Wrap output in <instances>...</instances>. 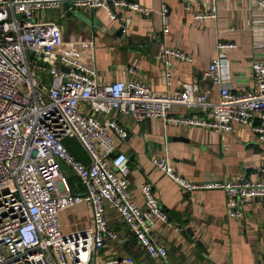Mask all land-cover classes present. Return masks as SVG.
<instances>
[{
	"label": "built area",
	"instance_id": "2783aa9c",
	"mask_svg": "<svg viewBox=\"0 0 264 264\" xmlns=\"http://www.w3.org/2000/svg\"><path fill=\"white\" fill-rule=\"evenodd\" d=\"M235 1H247L264 17V0ZM210 4V11L197 14V19L217 18L216 0ZM62 7L67 12L103 9L114 21L118 9L146 18L151 15L136 0H0V264H92L107 240L119 239L108 225L107 206L129 226L147 255L161 263L168 258V250L152 238L151 231L158 222L173 228L171 219L151 184L141 186L144 208L131 197L129 158L116 145L129 132L116 119L102 117L117 112L137 122L162 119L222 137L231 134L235 125H243L264 143V61L252 65L254 89L234 93L224 85V64L227 51L236 45L219 42L217 55L202 78L220 86L216 103L197 83L184 84L168 95L155 93L139 80L102 85L92 60L59 50L53 25L34 21L37 14ZM162 9L164 32L169 33L168 9L165 5ZM158 59L168 84L175 61L193 62L190 55L170 47ZM139 68L135 64L129 71L136 74ZM38 71L45 72L48 81ZM67 139L83 147L90 165L69 152L64 145ZM61 163L72 169L84 194L72 193ZM152 163L185 192L223 191L231 219H243L251 201L264 199V168L255 181L195 183L178 174L165 158L154 157ZM10 181L15 192H4ZM85 203L91 208V226L65 232L61 214ZM131 263L128 259L109 264Z\"/></svg>",
	"mask_w": 264,
	"mask_h": 264
},
{
	"label": "crops",
	"instance_id": "0c3cea01",
	"mask_svg": "<svg viewBox=\"0 0 264 264\" xmlns=\"http://www.w3.org/2000/svg\"><path fill=\"white\" fill-rule=\"evenodd\" d=\"M136 1L151 12L150 17L118 9L114 21L103 9L67 12L62 7L37 14L34 19L39 24L53 25L59 50L92 60L102 85L139 80L155 93L168 95L181 90L184 84L197 83L200 91L208 92V99L216 103L220 86L202 78L217 55L218 43L224 42L236 45L227 51L224 85L234 93L254 89L252 65L256 60L264 61V35H258L264 33V17L247 1L216 0V19L196 18L210 11V0ZM164 5L168 9L169 33L164 32ZM123 28L126 33L121 35ZM167 47L193 57L191 63L174 62L170 84L158 59ZM135 64L140 68L132 74L129 68ZM85 110L90 111L87 107ZM102 119H116L129 132L128 138L116 142L117 151L129 158V194L144 208L141 186L151 184L173 228L162 222L152 228V238L168 250V258L158 263L147 255L118 213L107 206L108 225L119 239L107 240L92 264L128 259L131 264H264V199L251 201L243 219H231L223 191L185 192L152 163L154 157L165 158L178 174L195 183L255 181L264 168V143L249 128L235 125L231 134L222 137L202 128L166 124L162 119L137 122L117 112ZM68 144L77 160L90 165L89 156H84L78 145L73 141ZM70 186L73 194L85 193L75 175ZM61 221L67 233L85 230L92 224L91 208L85 203L65 210ZM177 227L181 228L179 233Z\"/></svg>",
	"mask_w": 264,
	"mask_h": 264
},
{
	"label": "rangeland",
	"instance_id": "374dc122",
	"mask_svg": "<svg viewBox=\"0 0 264 264\" xmlns=\"http://www.w3.org/2000/svg\"><path fill=\"white\" fill-rule=\"evenodd\" d=\"M34 21H35V19H34ZM38 75L41 76L43 80L48 81V75L45 72L38 71ZM89 113H90V111H89ZM71 141H73L76 144V147L78 145V150L82 151L84 156L88 155L87 152L85 150H83V148L78 144V142H76V140L67 139L64 141V145L67 148H69L68 143H71ZM61 169H62V172L64 173L65 177L68 179L69 183L72 184V177L75 175L74 172L72 171V169L69 166L65 165L64 163H61ZM4 192H15L14 188L12 187V181H10L9 185L4 189Z\"/></svg>",
	"mask_w": 264,
	"mask_h": 264
},
{
	"label": "water",
	"instance_id": "95a60500",
	"mask_svg": "<svg viewBox=\"0 0 264 264\" xmlns=\"http://www.w3.org/2000/svg\"><path fill=\"white\" fill-rule=\"evenodd\" d=\"M123 30H124V28H123ZM123 30H122V32H121V35H123V34H124ZM63 70H64V69H63ZM186 264H187V263H186Z\"/></svg>",
	"mask_w": 264,
	"mask_h": 264
},
{
	"label": "trees",
	"instance_id": "16d2710c",
	"mask_svg": "<svg viewBox=\"0 0 264 264\" xmlns=\"http://www.w3.org/2000/svg\"><path fill=\"white\" fill-rule=\"evenodd\" d=\"M170 217V216H169Z\"/></svg>",
	"mask_w": 264,
	"mask_h": 264
}]
</instances>
